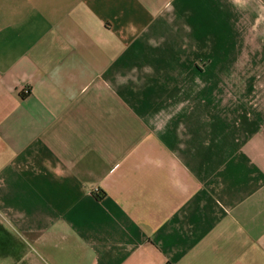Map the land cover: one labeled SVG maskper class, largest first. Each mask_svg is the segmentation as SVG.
Segmentation results:
<instances>
[{
	"label": "crops",
	"instance_id": "crops-1",
	"mask_svg": "<svg viewBox=\"0 0 264 264\" xmlns=\"http://www.w3.org/2000/svg\"><path fill=\"white\" fill-rule=\"evenodd\" d=\"M0 264H264V0H0Z\"/></svg>",
	"mask_w": 264,
	"mask_h": 264
},
{
	"label": "rangeland",
	"instance_id": "rangeland-1",
	"mask_svg": "<svg viewBox=\"0 0 264 264\" xmlns=\"http://www.w3.org/2000/svg\"><path fill=\"white\" fill-rule=\"evenodd\" d=\"M227 56L230 57V53H227ZM232 56H234V53H233V54L231 53V57H232Z\"/></svg>",
	"mask_w": 264,
	"mask_h": 264
}]
</instances>
